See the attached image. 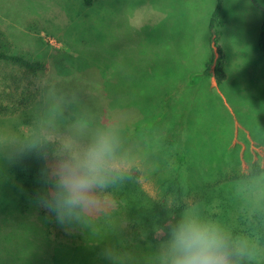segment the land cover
I'll use <instances>...</instances> for the list:
<instances>
[{
  "label": "rangeland",
  "instance_id": "obj_1",
  "mask_svg": "<svg viewBox=\"0 0 264 264\" xmlns=\"http://www.w3.org/2000/svg\"><path fill=\"white\" fill-rule=\"evenodd\" d=\"M256 2L264 7V0H222L218 40L227 78L218 84L201 75L212 55L216 0H97L91 6L0 0V29L12 51L46 63L32 108L0 117V264L48 263L56 250L53 264H120L104 261L100 231L91 246L99 253L86 242L63 251L55 215L41 214L10 172L13 157L31 142L56 141L73 155L106 133L115 142L110 169L136 167L151 195L170 172L182 171V183L195 190L219 166L227 175L231 169L248 175L254 162L264 168L263 142L254 139L256 131L264 141L263 11ZM68 82L83 86L81 98L94 103L96 114H79L65 103L58 91ZM245 181L224 189L234 197L244 193L249 200L239 204L264 211V173ZM182 194L189 202L193 192ZM91 197V209L75 219L81 228L101 225L100 214L115 207L107 193L93 189ZM240 210L230 206L227 218ZM209 219L217 225L216 215ZM67 223L64 232L74 234V220ZM259 242L264 262V241L253 243Z\"/></svg>",
  "mask_w": 264,
  "mask_h": 264
},
{
  "label": "trees",
  "instance_id": "obj_2",
  "mask_svg": "<svg viewBox=\"0 0 264 264\" xmlns=\"http://www.w3.org/2000/svg\"><path fill=\"white\" fill-rule=\"evenodd\" d=\"M81 1L83 5L91 6L97 0ZM257 5L263 11L258 46L264 51V7ZM221 9L222 0H216L209 20L212 55L204 63L201 74L213 77L218 84H223L227 78L224 51L218 40ZM45 71L44 61L14 53L12 43L0 29V117H12L32 108L40 96V79ZM63 85L58 93L63 95L65 103L73 105L74 111L90 115L98 112L92 101L86 102L81 98L84 96L82 85L75 82ZM84 118L87 119L85 116ZM254 135V139L262 141L264 145L263 136L256 131ZM71 156L56 141L31 142L13 157L10 172L22 184L27 197L36 202L38 192L51 193L55 190L56 172L60 164L68 161ZM231 170V174L227 175L221 166L217 167L210 177L202 176V182L195 190L193 185L186 186L182 183V171L170 172L167 180L161 181L160 192L151 195L142 187L139 181L140 171L136 167L127 171L109 169L105 174L104 184L95 187L94 192L107 193L114 199L115 207L100 214L101 225L88 224L81 228L74 219V234H66L65 224L61 226L56 220L59 233L56 238L62 236L63 251L67 252L85 247V242L89 247H94V234L100 231L103 235V252L100 254L104 261L112 260L120 264H162L163 246L168 243L172 230L183 216L194 215L211 222L209 217L216 215V224L228 237L230 246L241 249V254H233L231 257L232 264H264L261 254L259 255L260 242L253 243L254 240L264 241V211L256 207H245L243 204L249 199L243 197L244 193L234 197L232 193H226L230 190L224 189L238 182L258 179L264 173V168L254 162L248 175H239L234 169ZM186 190L193 192L189 202L183 198L182 192ZM240 200H244L242 205L239 204ZM238 205L241 210L237 215L233 219L227 218L230 206L232 210L238 209ZM39 209L41 214H45L43 208ZM48 219L49 217H44L46 229ZM93 247L89 249L99 253L100 248ZM58 258L60 251L56 250L50 258H45L48 263L42 264H53Z\"/></svg>",
  "mask_w": 264,
  "mask_h": 264
},
{
  "label": "clouds",
  "instance_id": "obj_3",
  "mask_svg": "<svg viewBox=\"0 0 264 264\" xmlns=\"http://www.w3.org/2000/svg\"><path fill=\"white\" fill-rule=\"evenodd\" d=\"M114 149L113 138L99 134L86 149L60 164L55 190L38 192L36 204L54 214L62 225L76 219L81 211L90 210L92 190L104 184ZM233 254H241V249L232 248L217 225L186 214L163 246L161 259L162 264H232Z\"/></svg>",
  "mask_w": 264,
  "mask_h": 264
},
{
  "label": "crops",
  "instance_id": "obj_4",
  "mask_svg": "<svg viewBox=\"0 0 264 264\" xmlns=\"http://www.w3.org/2000/svg\"><path fill=\"white\" fill-rule=\"evenodd\" d=\"M215 5H216V3H215ZM215 7V6H214ZM261 26V25H260ZM260 31V30H259ZM259 36V35H258Z\"/></svg>",
  "mask_w": 264,
  "mask_h": 264
}]
</instances>
